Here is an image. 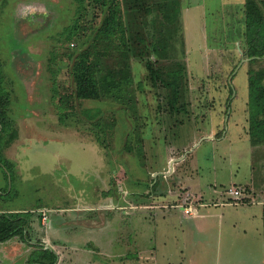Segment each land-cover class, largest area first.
<instances>
[{
	"label": "rangeland",
	"instance_id": "rangeland-1",
	"mask_svg": "<svg viewBox=\"0 0 264 264\" xmlns=\"http://www.w3.org/2000/svg\"><path fill=\"white\" fill-rule=\"evenodd\" d=\"M144 1L146 24L125 20L147 41L165 40L155 68L182 69L177 112L135 55L122 98H71L75 55L92 45L102 19L96 10L89 31V11L84 33L67 41L89 0H0V78L14 133L0 145V213L32 215L27 242L0 243V264H29L41 248L56 253V264H264L263 225L239 218L262 207L203 208L204 233L185 218L180 197L151 207L165 172L188 170L193 189L224 193L247 181L248 85L251 73L264 74V55L247 54V0H178L180 19L171 24L165 0ZM110 54L102 67L113 66L117 52ZM65 96L72 107L61 110Z\"/></svg>",
	"mask_w": 264,
	"mask_h": 264
},
{
	"label": "trees",
	"instance_id": "trees-1",
	"mask_svg": "<svg viewBox=\"0 0 264 264\" xmlns=\"http://www.w3.org/2000/svg\"><path fill=\"white\" fill-rule=\"evenodd\" d=\"M150 7L151 5L144 0H89L85 6L80 5L78 18L73 27L69 29L67 41L71 42L73 37L84 33L82 30H86V26L83 21L86 20L89 11L92 12L89 31L95 28L92 21L96 10L102 14V19L99 27L95 29L92 45L75 55L71 70L73 82L71 98L80 101L100 100L104 97L116 100L122 98L125 89L132 83L130 55H135L143 62L149 80L153 83L163 82L169 91L170 111L181 110L178 102L182 88L180 84L183 76L182 69L166 71L162 68H155V64L165 56V40L159 38V34H154L150 35V40L147 41L145 30L144 33L141 29L133 30L125 20L126 14L136 15L146 24L145 17L150 13ZM164 8L166 11L164 18L168 24H171L173 20L179 22L178 0H165ZM245 19L247 54L250 57L262 56L264 55V7H261L255 0H247ZM140 23L139 25L142 24ZM134 32H137L136 36ZM101 46L102 51L99 50ZM112 52H117L112 59L113 66L102 67L100 59L112 57L110 54ZM152 58H154L153 63ZM263 76L262 72L254 73V75L251 73L248 85L250 97L248 133L250 142L254 146L264 142ZM8 98V94L1 87L0 78V145L14 138V133L9 132L11 124L5 113L9 104ZM69 100L70 96L61 97V110L69 109L71 106ZM3 166L8 169L6 164ZM31 217L29 212H1L0 242H6L15 237H20L22 241L27 242V230L30 227ZM40 250V255L29 264H56L58 257L52 249L41 248Z\"/></svg>",
	"mask_w": 264,
	"mask_h": 264
},
{
	"label": "crops",
	"instance_id": "crops-1",
	"mask_svg": "<svg viewBox=\"0 0 264 264\" xmlns=\"http://www.w3.org/2000/svg\"><path fill=\"white\" fill-rule=\"evenodd\" d=\"M247 138L249 139V136L246 134ZM210 139H213L214 136L210 134ZM250 140V139H249ZM251 143V142H250ZM259 145H252L250 146V153L251 156L248 161V170L247 173V181L245 183H240L234 185V187L239 188L242 190V196L246 197L245 200H241L240 203H233L232 196L228 193V190L224 192L217 190L215 187L210 188L209 190H199V189H193L194 183L192 181L190 171H185L183 175H179L176 178H173V175H171V171L165 172L162 178V182L159 184V186L156 189V193L154 194L152 198V205L151 207L154 209H158L160 207L166 206L164 204V200L166 198L169 199H175L178 201L179 197L181 198V205L185 201L186 196H190L193 198L194 202L196 203L195 206L198 210L197 214H184L185 218H191L193 221H196L194 223L195 229L198 230L200 233H204L206 231L205 229V223L202 222L200 219L204 218L205 215H202L199 213V210L203 208H210V206H224V205H242L244 206H260L262 207L261 210L256 211V214L249 212V210H243L239 214V218H245L244 225H250L253 224L254 218L257 219L259 223H261V226L263 225L264 228V147H260ZM254 151L260 152V157L258 160L256 158L254 159ZM172 162V160H171ZM157 178V176H156ZM171 178H173L171 180ZM180 190L185 191L182 195H180ZM226 195V196H225ZM206 198V199H205ZM208 200V201H206ZM174 201V200H173ZM241 207V206H240ZM238 218V219H239ZM238 219H234L231 222V226L236 228L238 225ZM242 222V221H241ZM243 232H246V228L242 227L241 229ZM6 242H0L1 244L7 243Z\"/></svg>",
	"mask_w": 264,
	"mask_h": 264
},
{
	"label": "built area",
	"instance_id": "built-area-1",
	"mask_svg": "<svg viewBox=\"0 0 264 264\" xmlns=\"http://www.w3.org/2000/svg\"><path fill=\"white\" fill-rule=\"evenodd\" d=\"M228 193L230 194V196H232V201L233 203L237 204V203H240L242 198V192L239 188H236V187H232L231 189L228 190ZM180 207H182L183 209V212L185 214H197L198 210L195 206V202L193 200L192 197L190 196H186L185 197V201L179 205Z\"/></svg>",
	"mask_w": 264,
	"mask_h": 264
}]
</instances>
